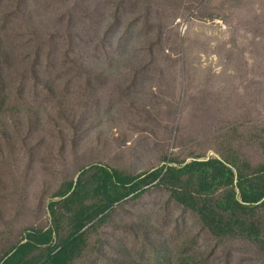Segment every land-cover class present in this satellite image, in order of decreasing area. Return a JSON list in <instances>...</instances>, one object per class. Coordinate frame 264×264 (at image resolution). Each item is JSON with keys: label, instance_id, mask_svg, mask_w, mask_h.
<instances>
[{"label": "rangeland", "instance_id": "1", "mask_svg": "<svg viewBox=\"0 0 264 264\" xmlns=\"http://www.w3.org/2000/svg\"><path fill=\"white\" fill-rule=\"evenodd\" d=\"M21 46L42 54L38 80L3 74L0 258L50 226L54 193L90 163L264 162V0H0V49ZM86 243L69 264H264L255 242L214 237L157 186Z\"/></svg>", "mask_w": 264, "mask_h": 264}, {"label": "trees", "instance_id": "2", "mask_svg": "<svg viewBox=\"0 0 264 264\" xmlns=\"http://www.w3.org/2000/svg\"><path fill=\"white\" fill-rule=\"evenodd\" d=\"M29 49H0V107L12 93V80L3 78L6 71L18 65L21 76L38 80L36 66L42 50ZM150 186L165 188L214 237H243L264 251V162L252 164L238 155L234 159L209 156L170 160L137 173L100 162L84 166L76 180L64 182L54 193L59 198L49 201L50 226L26 228L22 239L2 255L0 264L71 263L85 250L91 225L102 221L115 204L138 197Z\"/></svg>", "mask_w": 264, "mask_h": 264}]
</instances>
